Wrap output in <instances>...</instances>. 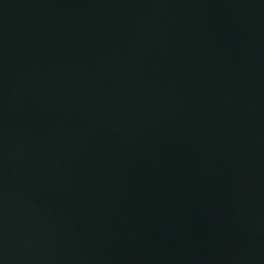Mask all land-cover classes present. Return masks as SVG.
Returning <instances> with one entry per match:
<instances>
[{
  "label": "water",
  "instance_id": "water-1",
  "mask_svg": "<svg viewBox=\"0 0 264 264\" xmlns=\"http://www.w3.org/2000/svg\"><path fill=\"white\" fill-rule=\"evenodd\" d=\"M0 264H264V0H0Z\"/></svg>",
  "mask_w": 264,
  "mask_h": 264
}]
</instances>
